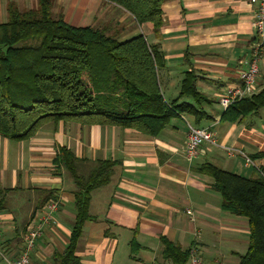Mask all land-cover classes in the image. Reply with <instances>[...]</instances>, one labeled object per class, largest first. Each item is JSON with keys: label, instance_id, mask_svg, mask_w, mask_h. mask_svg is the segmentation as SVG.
Segmentation results:
<instances>
[{"label": "crops", "instance_id": "obj_1", "mask_svg": "<svg viewBox=\"0 0 264 264\" xmlns=\"http://www.w3.org/2000/svg\"><path fill=\"white\" fill-rule=\"evenodd\" d=\"M8 1L0 0V21ZM13 1L19 8L37 3ZM52 2L54 12L73 26L107 27L121 40L144 34L163 54L157 77L165 101L189 104V109L182 108L157 135L120 125L63 120L44 123L24 140L0 135V250L9 259L16 258L22 232L48 190L54 191L60 206L37 240L30 264H52L53 252L64 250L76 212V187L69 171L54 160L67 148L82 159L83 175L100 160L111 164L109 181L90 192L89 213L95 219L85 222L76 248L83 264H175L164 257L163 239L182 249L195 244L205 262L239 264L248 244L247 219L223 211L211 177L196 168L211 162L250 177L264 165V157L247 165L243 155L264 151V106L252 114L257 117L254 122L251 115L229 122L221 119L224 108L219 103L223 88L240 82L239 70L257 39L256 5L249 0H165L163 23L155 29L151 23L137 24L127 10L110 1ZM189 81L198 96L186 90ZM263 88L264 45L255 93ZM125 108L121 103L119 109ZM189 116L206 122L195 125ZM187 122L210 129L219 144H203L191 162L185 156ZM227 148L235 152L228 154ZM122 240L129 248L119 256ZM0 264H5L1 258Z\"/></svg>", "mask_w": 264, "mask_h": 264}, {"label": "trees", "instance_id": "obj_2", "mask_svg": "<svg viewBox=\"0 0 264 264\" xmlns=\"http://www.w3.org/2000/svg\"><path fill=\"white\" fill-rule=\"evenodd\" d=\"M106 1L127 10L139 25L151 23L158 29L163 23L165 0ZM52 3L37 0L30 8H19L13 0L5 4V19L0 21L1 136L28 139L44 123L56 120L120 125L157 135L182 108L189 109V104L165 101L157 77L163 54L144 34L119 40L118 33H110L107 27L73 26L62 13L52 12ZM186 90L198 96L192 81ZM121 103L126 106L123 111ZM263 106L264 88L228 106L221 119L234 122ZM260 157L264 151L250 156L252 160ZM81 160L67 148L54 160L73 177L76 212L68 243L62 252H53L52 264H83L76 248L85 222L95 219L89 213L90 192L109 181L110 162L100 160L83 175L79 173ZM196 171L211 177L223 211L247 219L248 244L239 255V264H264V165L250 177L211 162L200 164ZM53 193L46 192L42 206L57 198ZM163 244L165 258L186 264L189 248L166 239Z\"/></svg>", "mask_w": 264, "mask_h": 264}, {"label": "built area", "instance_id": "obj_3", "mask_svg": "<svg viewBox=\"0 0 264 264\" xmlns=\"http://www.w3.org/2000/svg\"><path fill=\"white\" fill-rule=\"evenodd\" d=\"M251 4L256 5L254 15V29L257 36L256 41L252 44L249 58L245 67L239 70L240 82L235 85H229L223 88L219 103L226 109L231 104L242 100L255 93L258 86V72L259 60L262 55L264 45V0H249ZM203 144H210L218 146L217 139L214 133L204 127H197L187 122V133L185 139V156L191 162L197 156L199 148ZM228 154H233V148H227ZM245 163L253 164L252 159L243 154ZM60 206L59 199L48 200L28 222L22 232L21 240L22 246L16 258L9 259L0 250V258L4 260L5 264H30L31 254L37 240L43 235L48 227L55 219V213ZM191 214V211H187ZM189 263L190 264H226L223 261H216L214 263L205 262L202 259L198 247L194 244L189 247Z\"/></svg>", "mask_w": 264, "mask_h": 264}, {"label": "rangeland", "instance_id": "obj_4", "mask_svg": "<svg viewBox=\"0 0 264 264\" xmlns=\"http://www.w3.org/2000/svg\"><path fill=\"white\" fill-rule=\"evenodd\" d=\"M51 10H52V12H54L55 9L53 10V7H52ZM55 14H56V12H55ZM53 15H54V14H53ZM109 32L111 33L112 31H109ZM118 39L121 40V39H123V38H122L121 36H119ZM1 48H2V47H1ZM1 50H2V49H1ZM248 118H250V121L254 122L255 119H256L257 117L251 115V116H249ZM188 119H189V121H191L193 124H195V125H199V126L204 125L205 122H206L205 119L201 120L202 122H200V123L195 122V121L192 119L191 116H189ZM69 225H70V223H69ZM67 236H68V235H67ZM121 242H122V244H120L119 247H118V254H119V256H120V254L123 256V254H125V251L128 250V248H129V247L126 245L125 240H122ZM36 244H37V243H36Z\"/></svg>", "mask_w": 264, "mask_h": 264}]
</instances>
